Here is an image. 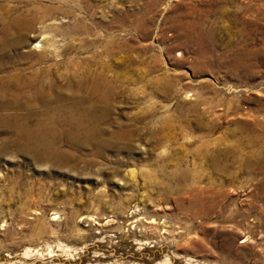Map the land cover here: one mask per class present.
<instances>
[{
    "label": "rangeland",
    "instance_id": "rangeland-1",
    "mask_svg": "<svg viewBox=\"0 0 264 264\" xmlns=\"http://www.w3.org/2000/svg\"><path fill=\"white\" fill-rule=\"evenodd\" d=\"M38 6L19 52L43 43L61 84L74 59L109 96L55 157L0 112V264H264V0H0V18Z\"/></svg>",
    "mask_w": 264,
    "mask_h": 264
},
{
    "label": "bare ground",
    "instance_id": "bare-ground-1",
    "mask_svg": "<svg viewBox=\"0 0 264 264\" xmlns=\"http://www.w3.org/2000/svg\"><path fill=\"white\" fill-rule=\"evenodd\" d=\"M47 9L38 6L33 15L10 12L8 16L0 18V112L12 122L17 145L35 151L37 155L55 157L62 152L59 142L79 135L90 140L96 136L98 131L95 122L101 106L109 96V81L102 73H87L75 81L73 69H76L78 62L73 59L67 70L69 75L72 74L71 78L67 85H63L53 74V68L58 70L63 63L51 62V55L54 53L47 50L43 43L36 45L40 52L32 49L19 52V49L28 44L30 33L35 32L36 23L45 22L44 12ZM50 11L53 9L49 8L47 13H51ZM76 28L75 26L73 29ZM22 61H29L30 65L7 69L10 65L23 63ZM42 64L45 66H39ZM105 67L107 68L104 64ZM83 87L89 90L87 96L79 93Z\"/></svg>",
    "mask_w": 264,
    "mask_h": 264
}]
</instances>
